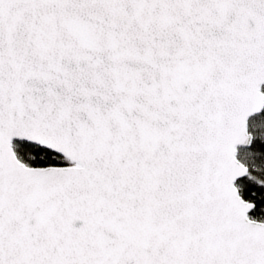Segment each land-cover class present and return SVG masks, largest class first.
Listing matches in <instances>:
<instances>
[{
	"label": "snow or ice",
	"instance_id": "snow-or-ice-1",
	"mask_svg": "<svg viewBox=\"0 0 264 264\" xmlns=\"http://www.w3.org/2000/svg\"><path fill=\"white\" fill-rule=\"evenodd\" d=\"M0 264H264V0H0Z\"/></svg>",
	"mask_w": 264,
	"mask_h": 264
}]
</instances>
